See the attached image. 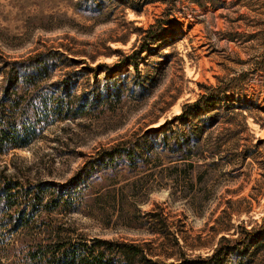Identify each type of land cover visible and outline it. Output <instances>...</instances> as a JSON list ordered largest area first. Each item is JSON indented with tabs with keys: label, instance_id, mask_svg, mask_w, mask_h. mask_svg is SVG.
<instances>
[{
	"label": "rangeland",
	"instance_id": "374dc122",
	"mask_svg": "<svg viewBox=\"0 0 264 264\" xmlns=\"http://www.w3.org/2000/svg\"><path fill=\"white\" fill-rule=\"evenodd\" d=\"M36 67L44 72L24 91L23 74ZM129 72L146 88L133 97ZM113 75L125 89L120 100L44 125L27 146L0 153V179L47 189L33 220L71 239L137 243L152 264H193L259 228L264 0H0V100L14 89L29 100L67 78L80 101L94 87L105 94L102 82ZM202 95L190 122L203 146L183 159L163 135L189 132L176 115ZM114 146L132 147V157L120 152L102 163ZM67 190L73 205L47 212L53 191ZM30 232L0 229V264H22L11 247L39 235ZM216 264H264V234Z\"/></svg>",
	"mask_w": 264,
	"mask_h": 264
},
{
	"label": "trees",
	"instance_id": "16d2710c",
	"mask_svg": "<svg viewBox=\"0 0 264 264\" xmlns=\"http://www.w3.org/2000/svg\"><path fill=\"white\" fill-rule=\"evenodd\" d=\"M143 48L141 47L142 50ZM131 64L137 68L138 61L133 59ZM41 67H43V70L45 69L44 65ZM36 70L23 74L22 80L24 84H22L21 89L28 91L29 85H34L40 79L44 71H38L37 67ZM109 74L111 75L112 72ZM135 75L129 72L124 76H130L132 80L131 84H134L133 89H126L127 91H131L130 96L132 97L136 95L133 94L136 87L144 91L146 90L145 87L138 85L139 81L137 77L139 78V76ZM137 75H140V72H137ZM120 78V75H113L109 80L102 82L105 85V94L95 91L96 87H94V89L86 92L80 101L71 99L67 78L59 87L53 88L48 93H44L40 89L32 92L29 95V100L26 97V93L23 90L21 91V89L18 92L12 89L14 93L7 91V96L0 100V153H5L12 148L27 146L44 125L60 119L81 116L88 110H96L100 105L107 106L111 103V99L120 100L125 92V89L123 90L119 86L118 80ZM203 97L204 95L188 104L179 115H176V120L182 122L187 128L191 127L189 132L182 128L174 129L169 134L165 133L163 135L164 145L170 152L180 153V158H190L189 156H192L191 151L199 150L203 146V136L193 131L192 123L190 122V117L202 109L201 99ZM188 142L192 143V148L184 147ZM120 152L125 153V156L130 159L133 148L129 146L122 149H118L117 146L111 147V150L107 151L103 158L100 157V160H104L101 162L106 164L107 157L111 161L114 155ZM97 163L98 161L93 160L88 164V171L94 168ZM192 164L193 160L191 159L189 165L192 166ZM183 176L186 177L187 173ZM46 190L44 186L36 187L31 183L26 185L20 181L5 177L0 179V229H6V232L17 231L19 229L28 230V232L35 231V233L39 231V235L37 234L34 237L21 236L14 239L11 249L18 256L20 254L22 264L153 263L151 259L146 257L144 248L137 243L99 238L89 241L85 239H71L70 237L63 236L61 230H55L51 226V223H49L50 225L43 224L41 226L40 223L33 220V217L39 210V207L42 206L41 203ZM53 192L46 204L43 205L47 212L58 205L57 202H61L66 206L73 205L71 197L73 194H71L70 190H67L65 194L63 192ZM28 208L30 209L28 210ZM42 234L43 236H41ZM242 234V237L238 239L224 238L225 241L222 243L220 241L221 244L209 257L190 259V262L201 264V261H203L206 264H210L208 261L211 260L216 264L224 255L236 253L239 247L253 239V236L257 237L260 234H264V222L254 231L244 229ZM236 240L239 241L236 243ZM184 263L168 262L160 264Z\"/></svg>",
	"mask_w": 264,
	"mask_h": 264
}]
</instances>
